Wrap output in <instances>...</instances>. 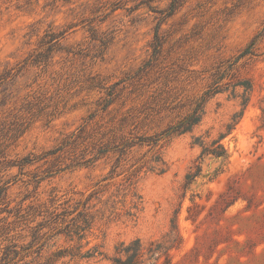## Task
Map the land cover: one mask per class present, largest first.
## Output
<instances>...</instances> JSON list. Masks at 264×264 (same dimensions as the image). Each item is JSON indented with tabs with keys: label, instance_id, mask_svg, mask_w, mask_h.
Segmentation results:
<instances>
[{
	"label": "rangeland",
	"instance_id": "1",
	"mask_svg": "<svg viewBox=\"0 0 264 264\" xmlns=\"http://www.w3.org/2000/svg\"><path fill=\"white\" fill-rule=\"evenodd\" d=\"M171 1L0 0V219L18 244L98 193L88 247L107 258L140 239L175 245L155 264H264V0Z\"/></svg>",
	"mask_w": 264,
	"mask_h": 264
},
{
	"label": "trees",
	"instance_id": "2",
	"mask_svg": "<svg viewBox=\"0 0 264 264\" xmlns=\"http://www.w3.org/2000/svg\"><path fill=\"white\" fill-rule=\"evenodd\" d=\"M179 1H171L168 7L169 15H172L177 9ZM237 85L243 87L245 93L252 91V84L249 81H244ZM219 92L218 83L213 82L198 99L190 119L186 122H180L173 131L178 134L189 132L200 122L205 103ZM247 100L248 98H246ZM260 122L261 128H264V109L261 110ZM203 150L216 157L225 154L222 147L213 150L204 148ZM153 169L157 170L158 168L153 167ZM161 172L162 170H160ZM197 174V172L187 174L185 177L187 184L191 183ZM3 194V190H0V202ZM96 194L98 193L89 195L83 203L82 210L78 211L74 216L71 215L77 211V207L67 213L54 214L50 225L38 224L33 228L26 226V228L31 230V234L29 236L30 241L25 244H18L13 240V235L10 233L14 230L11 226L15 225L16 221H9L11 212L6 211L8 216L0 219V264H70L75 261L97 258L108 259L112 264H143L145 262L155 264L161 256L167 258L170 249L174 248L175 245H165L158 241H151L147 244L140 239H133L127 243L119 242L114 247L115 255L111 259L106 257L100 245L95 244L88 247L90 245L88 236L91 235L92 219L87 209L90 199ZM131 197L135 200L133 208H136L140 197L135 192L131 194ZM194 206L197 207L198 205L194 204ZM21 210L19 208L15 216L19 215ZM18 218L19 216H16V219ZM188 219H191L190 214ZM191 220L194 221L193 219ZM170 235L174 242L180 239L174 219L171 220V230L168 236ZM59 242H62V245Z\"/></svg>",
	"mask_w": 264,
	"mask_h": 264
}]
</instances>
